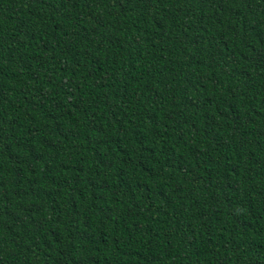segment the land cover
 Instances as JSON below:
<instances>
[{
	"label": "trees",
	"instance_id": "16d2710c",
	"mask_svg": "<svg viewBox=\"0 0 264 264\" xmlns=\"http://www.w3.org/2000/svg\"><path fill=\"white\" fill-rule=\"evenodd\" d=\"M0 264H264V0H0Z\"/></svg>",
	"mask_w": 264,
	"mask_h": 264
}]
</instances>
